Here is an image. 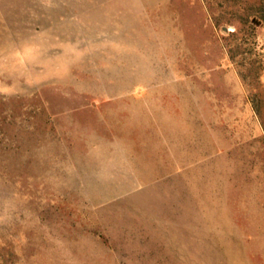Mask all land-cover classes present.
Wrapping results in <instances>:
<instances>
[{
	"label": "rangeland",
	"instance_id": "1",
	"mask_svg": "<svg viewBox=\"0 0 264 264\" xmlns=\"http://www.w3.org/2000/svg\"><path fill=\"white\" fill-rule=\"evenodd\" d=\"M0 264H264V0H0Z\"/></svg>",
	"mask_w": 264,
	"mask_h": 264
}]
</instances>
